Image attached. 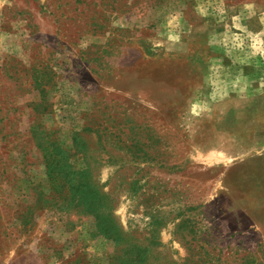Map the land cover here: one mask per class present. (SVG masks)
Instances as JSON below:
<instances>
[{
	"label": "rangeland",
	"instance_id": "rangeland-1",
	"mask_svg": "<svg viewBox=\"0 0 264 264\" xmlns=\"http://www.w3.org/2000/svg\"><path fill=\"white\" fill-rule=\"evenodd\" d=\"M0 264H264V0H0Z\"/></svg>",
	"mask_w": 264,
	"mask_h": 264
},
{
	"label": "trees",
	"instance_id": "trees-1",
	"mask_svg": "<svg viewBox=\"0 0 264 264\" xmlns=\"http://www.w3.org/2000/svg\"><path fill=\"white\" fill-rule=\"evenodd\" d=\"M53 176H55V177L57 176L58 179H59V182H61V179H62V178H61V175H60V174H59L60 177H59L56 173H55Z\"/></svg>",
	"mask_w": 264,
	"mask_h": 264
}]
</instances>
